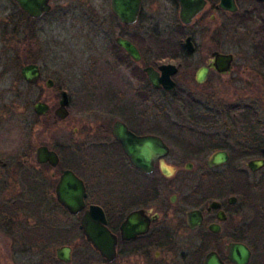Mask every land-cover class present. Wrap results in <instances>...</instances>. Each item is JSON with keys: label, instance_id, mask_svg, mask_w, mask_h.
I'll use <instances>...</instances> for the list:
<instances>
[{"label": "flooded vegetation", "instance_id": "obj_1", "mask_svg": "<svg viewBox=\"0 0 264 264\" xmlns=\"http://www.w3.org/2000/svg\"><path fill=\"white\" fill-rule=\"evenodd\" d=\"M10 1L16 11L9 15H17L15 25L20 44L17 46L18 51L35 49L36 27L40 26L39 22L45 17H49L46 29L68 18L70 24L78 25L84 33L85 43L81 44L83 53L98 50L105 52L115 67L124 68L129 78L140 84L136 91L137 97L148 99L151 92H159L178 99L182 94V91L177 90L180 88L177 76L181 66L189 63L197 51L192 33H184L180 26L175 29L177 42L166 45L170 54L164 56L172 59L157 63L145 59L148 45L144 36L139 35L141 32L136 33L134 29L142 15H181L182 5L179 0H140L137 19L132 23L119 20L113 12L111 0H97V6H92L90 0H67L63 5L48 0L50 9L38 17H31L17 2ZM234 3L236 10L230 11L219 5L220 0H204L203 5L196 1L185 8L200 9L194 14L196 16L188 24L183 23L179 16V25L190 26L199 15H209L207 22L215 21L216 15H224V31L228 33L234 30L235 25H264L263 0H234ZM187 37H190L193 51L186 47ZM118 38L131 42L137 48L140 58L135 60L118 44ZM212 47L206 61L192 73L196 85L205 84L212 72L225 76L233 70L235 55L224 51L220 44ZM216 51L232 54L229 72L222 74L208 66L212 53ZM29 63L38 65V80L28 83L21 78L26 85L35 87L42 79V70L34 61L23 64L21 68ZM164 64L176 67V72L171 75L175 82L172 90L152 86L145 71L147 67H152L161 74L159 67ZM202 67L208 70L200 82L197 73ZM41 85L43 91V87L53 88L56 81L47 78ZM56 90L57 94L50 99H38L33 103L31 127L40 126L44 131H49L55 122L68 117L73 95L59 85ZM62 92L66 93L68 100L64 118L56 113ZM183 93L188 98L197 95L192 90ZM205 100L206 103L197 101L207 119L204 123H152L151 120L156 119L154 117L161 119L163 115L126 114L115 119L110 127L104 124L93 128L92 125H80L73 129L75 135L51 134L46 141L35 138L28 152L21 155V165L26 166L29 159L33 162L31 168H27L36 175L31 183L33 192L38 196L46 195L49 204L75 221L76 229L73 233L76 232L79 240L96 256V261L91 264H205L210 253L216 254L222 264H236L230 258V247L235 243L248 249L246 264H264V125L256 118L257 108H239L237 104L228 107L211 106V99ZM37 103L43 104L42 113L37 112ZM222 115L231 116L235 123L229 124L227 119L219 123L218 117ZM247 120L250 123H245ZM116 122H122L137 137L159 138L167 147V153L155 157L149 170L136 165L125 153L121 141L113 135ZM71 137L84 142V147L85 142L90 141L98 153L97 157L93 156L95 161L91 163L94 164L87 165L86 151L77 153L71 149L68 145ZM40 147H46L51 154L55 153L56 159L50 157L39 161L37 152ZM173 147L175 155L170 156ZM80 150L82 148H76V151ZM250 162L259 164L251 167ZM18 163L13 167L14 171L22 169ZM7 166L8 162L0 159V167ZM65 171L72 172L84 190L82 208L73 214L57 196V188ZM92 205L102 209L105 225L112 236L114 251L109 261L87 241L81 228V219ZM253 222L257 235L251 242L248 240L251 237L248 231ZM54 230L58 231L56 228ZM66 243L61 246L70 247L71 260L72 247L69 241Z\"/></svg>", "mask_w": 264, "mask_h": 264}, {"label": "rangeland", "instance_id": "obj_2", "mask_svg": "<svg viewBox=\"0 0 264 264\" xmlns=\"http://www.w3.org/2000/svg\"><path fill=\"white\" fill-rule=\"evenodd\" d=\"M68 1L55 0L56 5ZM90 2L92 6L99 3L97 0ZM13 11H16L15 6L10 0H0V159L8 162L7 167H0V264H91L96 261L89 247L79 240L76 232L73 233L75 221L49 204L46 195L38 196L33 192L31 183L36 175L27 169L33 162L29 159L26 166L21 165V155L28 152L35 138L46 141L51 134L75 135L73 129L80 125H92L93 128L104 124L110 127L115 119L126 114L163 115L161 119L154 117L152 123H204L207 119L197 101L206 103V98L211 99V106L237 104L243 108L255 105L256 118L264 125L263 24L235 25L237 28L234 26V30L228 33L224 31V15H216L212 22L206 21L210 19L209 15H199L190 26L179 25V15H142L134 29L136 33L141 32L139 35L144 36L148 45L145 59L157 63L172 59L164 57L170 54L166 45L177 42L174 31L179 26L184 33H192L197 46L195 55L189 63L181 66L177 76L180 86L177 90L182 91L178 99L159 92H151L148 99H142L136 93L140 84L132 81L124 68L115 67L105 52L83 53L84 33L78 25L70 24L68 18L46 29L49 17H45L36 27L35 49L27 54L18 51L19 38L12 33L17 15H9ZM215 44L235 55L233 70L225 76L212 72L205 84L196 85L192 73L206 61ZM32 61L42 70V79L35 87L26 85L20 75L21 66ZM47 78L66 88L73 98L68 117L44 131L40 126L30 125L34 115L33 103L57 94L56 85L49 89L43 87V91L40 89ZM191 90L197 97L184 96V91ZM218 119L219 123L225 119L229 124L235 123L229 115ZM247 121L245 123H250ZM83 143L71 137L68 145L77 153L86 151L87 165L94 164L91 163L95 161L93 156L97 157L98 153L90 141L85 142V147ZM76 148L82 150L76 151ZM174 155L173 147L170 156ZM16 163L22 169L14 171ZM9 204L13 207L8 208ZM248 234L251 236L248 240L252 242L257 235L254 222L249 226ZM67 241L72 253L70 262L64 263L56 259L55 249Z\"/></svg>", "mask_w": 264, "mask_h": 264}, {"label": "water", "instance_id": "obj_3", "mask_svg": "<svg viewBox=\"0 0 264 264\" xmlns=\"http://www.w3.org/2000/svg\"><path fill=\"white\" fill-rule=\"evenodd\" d=\"M18 3L20 8L30 14L31 17H38L41 13L50 9L48 0H14ZM182 5L180 19L183 23L188 24L196 16L200 9L193 8L185 9L191 6L190 4L197 3L203 5L204 0H179ZM264 1V0H263ZM140 0H111L113 12L119 18L120 21L125 23H132L137 19V10ZM222 8L230 11H235L236 6L234 0H220L219 4ZM200 8V6H199ZM117 42L122 46L135 60L140 58L137 48L128 40L118 38ZM186 47L189 51H193V45L190 37L186 38ZM233 60L232 54L213 52L212 60L208 66L214 68L216 71L225 74L229 72L231 62ZM161 74L152 67L145 69L146 74L154 87H164L166 90H172L175 86V82L171 79V75L176 72V67L172 64H164L159 67ZM207 67H202L197 73V80L203 81L207 72ZM22 78L28 83H34L38 80L40 71L39 67L35 63H29L24 65L20 69ZM68 100L66 93L62 92V98L60 100V107L56 111L58 116L64 118L66 115V106ZM37 112L42 113L44 106L42 103H37L35 106ZM113 135L121 141L125 153L133 160V162L140 166H151L152 160L157 156H163L167 153V147L162 141L155 136H143L137 137L131 133L122 122H116L114 124ZM39 161H45L52 157L56 159V154L48 152L46 147H40L37 152ZM225 156L222 157L224 159ZM213 162H216L214 160ZM258 163V162H257ZM261 163V162H260ZM256 162H250L251 167H255ZM76 183V184H75ZM74 184V185H73ZM74 187V188H73ZM78 187V188H77ZM75 188H77L75 190ZM58 200L66 206L70 213H77L83 205L84 190L79 185L77 178L70 171H65L57 188ZM106 220L102 209L98 206H90L89 210L85 212L81 219V228L84 231L87 241L100 253L107 257V260H111V254L114 251V244L110 231L105 225ZM230 258L236 264H246L249 251L242 244H232L230 247ZM57 259L67 263L70 261V247L60 246L56 248ZM205 264H222L214 253L208 254Z\"/></svg>", "mask_w": 264, "mask_h": 264}, {"label": "trees", "instance_id": "obj_4", "mask_svg": "<svg viewBox=\"0 0 264 264\" xmlns=\"http://www.w3.org/2000/svg\"><path fill=\"white\" fill-rule=\"evenodd\" d=\"M12 33L14 34V35H16V36H18V34H17V29H16V25L14 24L13 25V27H12ZM28 35H29V32H28ZM17 42L19 43V41L17 40ZM26 53L25 54H27V53H29V51L28 50H24ZM18 54V53H17ZM248 109H250V108H256L255 107V105H249L248 107H247ZM7 207L8 208H12L13 207V205L12 204H9V205H7ZM5 217V216H4Z\"/></svg>", "mask_w": 264, "mask_h": 264}]
</instances>
